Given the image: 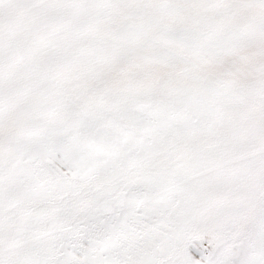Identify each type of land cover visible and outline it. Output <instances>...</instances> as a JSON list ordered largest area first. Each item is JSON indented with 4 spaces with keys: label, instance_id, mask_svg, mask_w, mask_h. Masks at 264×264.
<instances>
[{
    "label": "snow or ice",
    "instance_id": "obj_1",
    "mask_svg": "<svg viewBox=\"0 0 264 264\" xmlns=\"http://www.w3.org/2000/svg\"><path fill=\"white\" fill-rule=\"evenodd\" d=\"M0 264H264V0H0Z\"/></svg>",
    "mask_w": 264,
    "mask_h": 264
}]
</instances>
